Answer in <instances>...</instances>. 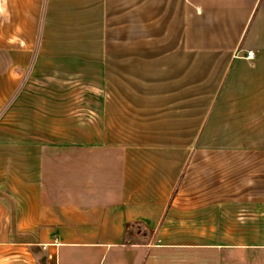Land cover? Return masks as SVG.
I'll return each mask as SVG.
<instances>
[{
	"label": "crops",
	"instance_id": "1",
	"mask_svg": "<svg viewBox=\"0 0 264 264\" xmlns=\"http://www.w3.org/2000/svg\"><path fill=\"white\" fill-rule=\"evenodd\" d=\"M42 263L264 264V0H0V264Z\"/></svg>",
	"mask_w": 264,
	"mask_h": 264
},
{
	"label": "built area",
	"instance_id": "2",
	"mask_svg": "<svg viewBox=\"0 0 264 264\" xmlns=\"http://www.w3.org/2000/svg\"><path fill=\"white\" fill-rule=\"evenodd\" d=\"M255 56V52H249L248 58L252 59Z\"/></svg>",
	"mask_w": 264,
	"mask_h": 264
},
{
	"label": "rangeland",
	"instance_id": "3",
	"mask_svg": "<svg viewBox=\"0 0 264 264\" xmlns=\"http://www.w3.org/2000/svg\"><path fill=\"white\" fill-rule=\"evenodd\" d=\"M227 264V263H226Z\"/></svg>",
	"mask_w": 264,
	"mask_h": 264
},
{
	"label": "trees",
	"instance_id": "4",
	"mask_svg": "<svg viewBox=\"0 0 264 264\" xmlns=\"http://www.w3.org/2000/svg\"><path fill=\"white\" fill-rule=\"evenodd\" d=\"M43 264V263H42Z\"/></svg>",
	"mask_w": 264,
	"mask_h": 264
}]
</instances>
